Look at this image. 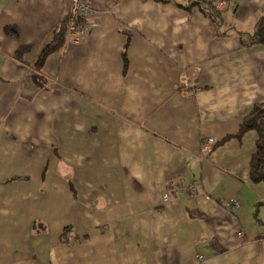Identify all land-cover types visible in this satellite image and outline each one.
Instances as JSON below:
<instances>
[{
  "label": "crops",
  "instance_id": "crops-1",
  "mask_svg": "<svg viewBox=\"0 0 264 264\" xmlns=\"http://www.w3.org/2000/svg\"><path fill=\"white\" fill-rule=\"evenodd\" d=\"M86 1L88 34L47 58L43 89L71 0H0V264H264L258 134L202 150L264 104V45L244 44L264 0H231L230 30L195 0Z\"/></svg>",
  "mask_w": 264,
  "mask_h": 264
},
{
  "label": "trees",
  "instance_id": "trees-1",
  "mask_svg": "<svg viewBox=\"0 0 264 264\" xmlns=\"http://www.w3.org/2000/svg\"><path fill=\"white\" fill-rule=\"evenodd\" d=\"M156 1L170 2L171 0H156ZM219 1L220 0H195L193 4L189 6V9L198 6L201 12L205 15V17H207V19L215 23L217 27H219V30L222 26H227L228 30H230L234 28V26L232 23H230L228 17L225 15V11L218 8ZM225 1H227L228 5L233 6V2L231 0H225ZM67 29H68V17L61 20L60 24L56 29L53 42L44 48L38 62L37 70L35 68V70L31 74L33 80L35 81L36 85L39 88H43V89L48 88L49 80L42 75L40 68L45 64L47 58L51 54L58 52L63 48ZM222 35L225 34L220 33V36ZM127 36H128L127 44L125 45L123 51V61L125 63L126 70L128 69V65H129L128 52L131 43L130 34H127ZM247 43L250 44L261 43L264 45V17H262L259 20L254 35H252L249 39H247V41H245L244 44ZM25 51L27 52L28 49L27 48L21 49L18 56H22L25 53ZM250 131H255L258 134L257 150L253 154L250 163L251 180L253 183H264V104H258L253 108L251 113L244 120L240 128V131L236 135H230L226 137L223 141L218 142L213 149L217 148L218 146L222 145L223 143H225L226 141L232 138L242 139L243 136ZM193 191H194V187L191 191H188V193H192ZM163 202L166 203L164 199ZM45 231L46 229L38 230L37 233H45ZM73 233H74L73 227H69L65 229L64 234L62 236V241L66 243L70 240H77L79 238V240L76 241L78 243L81 240L85 242L88 239L87 236L79 237L78 235H74Z\"/></svg>",
  "mask_w": 264,
  "mask_h": 264
},
{
  "label": "built area",
  "instance_id": "built-area-1",
  "mask_svg": "<svg viewBox=\"0 0 264 264\" xmlns=\"http://www.w3.org/2000/svg\"><path fill=\"white\" fill-rule=\"evenodd\" d=\"M228 6L227 1L220 0L218 2L219 9H225ZM92 15V7L88 4L86 0H71V10L68 14V29L66 33V44L81 43L87 36L89 31V23ZM1 134V132H0ZM218 143L216 138L209 137L205 138L202 143V150L205 153H211L214 146ZM187 191H191L193 187L186 188ZM180 192V187H171L169 191L164 196V201L168 203L172 195H178ZM234 206H238V201H234ZM77 240H70L69 245L75 244ZM199 260H204L203 256L198 257Z\"/></svg>",
  "mask_w": 264,
  "mask_h": 264
},
{
  "label": "rangeland",
  "instance_id": "rangeland-1",
  "mask_svg": "<svg viewBox=\"0 0 264 264\" xmlns=\"http://www.w3.org/2000/svg\"><path fill=\"white\" fill-rule=\"evenodd\" d=\"M64 45H66V36H65V43H64ZM1 133H2V131H0ZM1 135V134H0ZM68 244H69V241H68Z\"/></svg>",
  "mask_w": 264,
  "mask_h": 264
}]
</instances>
